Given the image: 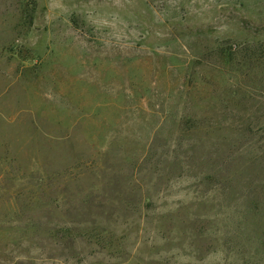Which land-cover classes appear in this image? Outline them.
Masks as SVG:
<instances>
[{
	"label": "rangeland",
	"instance_id": "obj_1",
	"mask_svg": "<svg viewBox=\"0 0 264 264\" xmlns=\"http://www.w3.org/2000/svg\"><path fill=\"white\" fill-rule=\"evenodd\" d=\"M0 264H264V0H0Z\"/></svg>",
	"mask_w": 264,
	"mask_h": 264
}]
</instances>
